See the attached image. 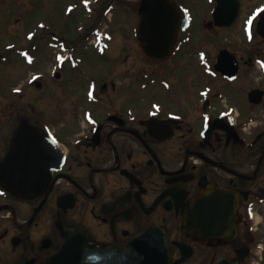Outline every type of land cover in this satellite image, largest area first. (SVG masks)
<instances>
[{"label": "flooded vegetation", "instance_id": "flooded-vegetation-1", "mask_svg": "<svg viewBox=\"0 0 264 264\" xmlns=\"http://www.w3.org/2000/svg\"><path fill=\"white\" fill-rule=\"evenodd\" d=\"M174 1L187 25L148 53L137 35L142 0H72L64 15L59 0H0L6 72L17 73L19 61L31 66L43 48L67 56L53 72L50 123L20 113L21 95L2 106L0 163L24 118L52 136L63 161L37 196L14 195L0 182V264H44L63 248L65 229L88 245L74 247L86 264H141V247L149 249L143 264H251L259 246L252 209L264 206V122H255L264 102V0ZM61 17L81 42L61 35ZM127 19L131 34L122 41L117 28L127 30ZM115 40L123 54L111 59L112 73L92 72L89 60L71 64L89 44L103 53ZM13 200L32 217H52L43 235L22 234ZM148 229L164 241L138 244Z\"/></svg>", "mask_w": 264, "mask_h": 264}, {"label": "rangeland", "instance_id": "rangeland-1", "mask_svg": "<svg viewBox=\"0 0 264 264\" xmlns=\"http://www.w3.org/2000/svg\"><path fill=\"white\" fill-rule=\"evenodd\" d=\"M122 1V0H119ZM201 1V0H199ZM203 1V0H202ZM71 7L72 8V0H59V13L60 15H64L67 12V9ZM38 15V13H36ZM121 16L119 14L115 15L114 22L119 23L121 21ZM67 20L65 18H59L58 23L59 27L58 30H60L61 35L62 33L66 34L67 36H70L69 39L74 42H81V36L77 35V30L74 27H71V29L64 30V27L69 26V24L66 25ZM131 20L127 19L125 21L124 26L127 30H124L123 27H118L117 31L120 30V33L123 32L122 41H126V38L130 33V27L132 25ZM128 25V27H127ZM114 29V26H113ZM119 29V30H118ZM112 29L108 32L111 34ZM113 34H115V31H113ZM75 38V39H73ZM80 38V40H79ZM89 47H86L89 50H81L78 53H76L75 58L69 57V59H81L80 61H72L71 64H77L82 63L85 64V60H89V65H94L92 67H88L89 70L98 71V73L104 74V72L112 73V66L113 61L111 59H117L121 58V55L123 54V48L121 44H119L118 40L113 41V43L110 44V48L107 49L103 53H96L94 49L92 48V43L88 45ZM91 46V47H90ZM125 46V45H123ZM119 52V53H118ZM64 52L62 50H55V48H43L42 50L37 51L38 59L36 62H33L31 66L27 64V66L23 65L20 61L16 63L14 66V70L17 71V73L13 72H6L3 65L0 64V123L2 126H0V130L4 128V123L8 121V119L4 118V112L2 111V106L5 104L7 98L11 97L12 99L18 100L17 96L21 95L22 100H20V103H15L17 107L19 108V112H28L31 115L34 116L35 120L37 122L41 123H50L52 121V111H53V102L56 100L55 94H53L54 89L53 87L56 86V79L53 76V72L56 70L63 69L64 64L62 67L61 64L63 63L62 58H67ZM56 54L59 55L60 64L59 67H56V60L55 56ZM31 54H29L30 56ZM65 73H63L64 75ZM62 75V77H63ZM26 78V79H25ZM39 80L42 84V87L36 88H28V82L31 80ZM64 79L61 78V82ZM251 86L258 85V83H251ZM260 85L264 86V82L260 83ZM11 92L12 95H9ZM15 94L16 96H14ZM60 98L64 99L62 97V94H60ZM257 108V115L255 116V122L256 120L258 122H261V120L264 122V102L256 106ZM39 115L38 118H36ZM11 118H16V112L13 110V114ZM4 122V123H3ZM12 205L15 208V211L13 213V219H15V222L21 226L22 234H30L33 238L34 236H40L44 234L43 226L52 224V217L48 215H43L39 217V214L32 217V213L29 210H25L23 205H21V202L18 204L16 200L12 201ZM252 226L255 230L256 235V243L260 244L261 246H255L253 255L251 258V264H264V206L263 207H257L252 209ZM39 217V218H38ZM35 219L33 222L29 225L24 220L28 219ZM28 224V225H27ZM25 226V227H24ZM254 246V245H253Z\"/></svg>", "mask_w": 264, "mask_h": 264}, {"label": "water", "instance_id": "water-1", "mask_svg": "<svg viewBox=\"0 0 264 264\" xmlns=\"http://www.w3.org/2000/svg\"><path fill=\"white\" fill-rule=\"evenodd\" d=\"M144 22L142 36L145 39L144 47L147 51L148 44L157 42L156 37L161 35L163 28L176 31L180 18L178 8L172 0H142ZM166 22V24H163ZM54 148V150H53ZM63 157L57 145L42 131L35 128L24 118L12 139V149L0 163V182L10 188L13 194L23 197H33L40 194L50 179L51 170L59 167ZM161 230L148 229L142 231L135 240L138 244L160 243L164 241ZM66 238L63 248L57 255L45 259L44 264H86V257L79 250L73 248L82 243L80 236L74 230H65ZM130 244L124 250H131ZM87 246L83 248L86 251ZM149 249L141 247L138 258L147 259ZM72 252V253H71ZM94 257V256H93ZM126 264V263H124ZM218 264H229L220 261Z\"/></svg>", "mask_w": 264, "mask_h": 264}, {"label": "snow or ice", "instance_id": "snow-or-ice-1", "mask_svg": "<svg viewBox=\"0 0 264 264\" xmlns=\"http://www.w3.org/2000/svg\"><path fill=\"white\" fill-rule=\"evenodd\" d=\"M251 22V21H250Z\"/></svg>", "mask_w": 264, "mask_h": 264}]
</instances>
